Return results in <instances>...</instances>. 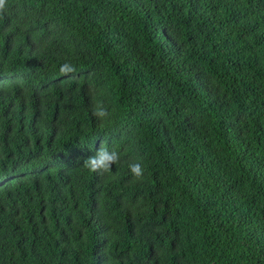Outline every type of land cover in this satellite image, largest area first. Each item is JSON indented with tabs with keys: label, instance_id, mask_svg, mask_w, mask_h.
<instances>
[{
	"label": "trees",
	"instance_id": "trees-1",
	"mask_svg": "<svg viewBox=\"0 0 264 264\" xmlns=\"http://www.w3.org/2000/svg\"><path fill=\"white\" fill-rule=\"evenodd\" d=\"M0 264H264V0H7Z\"/></svg>",
	"mask_w": 264,
	"mask_h": 264
},
{
	"label": "clouds",
	"instance_id": "clouds-1",
	"mask_svg": "<svg viewBox=\"0 0 264 264\" xmlns=\"http://www.w3.org/2000/svg\"><path fill=\"white\" fill-rule=\"evenodd\" d=\"M6 7L7 0H0V14L6 11ZM72 70L73 69L68 64L62 65L60 68V71L65 73ZM91 111L92 115L101 123H103V121L110 115L109 111L104 106L103 101L100 100H94ZM119 161L120 155L117 151H110L107 147L101 145L94 155L87 157L83 161L82 167L92 173L108 174L112 172V166ZM128 167L134 180H140L143 177L144 168L139 161L130 162Z\"/></svg>",
	"mask_w": 264,
	"mask_h": 264
}]
</instances>
